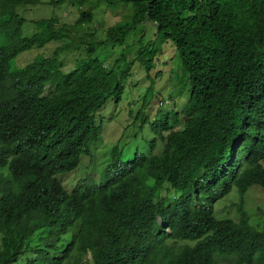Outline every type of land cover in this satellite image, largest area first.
I'll return each mask as SVG.
<instances>
[{
    "label": "trees",
    "instance_id": "16d2710c",
    "mask_svg": "<svg viewBox=\"0 0 264 264\" xmlns=\"http://www.w3.org/2000/svg\"><path fill=\"white\" fill-rule=\"evenodd\" d=\"M73 1L85 7L75 23L40 18L25 35L22 10L41 1L0 0V264L30 252L50 254L44 264H264V220L246 206L250 189L264 190V0ZM103 4L129 14L99 40L87 26ZM52 42L62 44L51 55L14 66ZM164 43L186 98L169 95L151 120L147 110L167 99L150 75ZM116 46V60L100 58ZM136 62L151 84L129 142L113 146L99 181L88 168L68 190L61 175L91 154L97 113L124 99ZM148 123L154 137L135 143Z\"/></svg>",
    "mask_w": 264,
    "mask_h": 264
},
{
    "label": "rangeland",
    "instance_id": "374dc122",
    "mask_svg": "<svg viewBox=\"0 0 264 264\" xmlns=\"http://www.w3.org/2000/svg\"><path fill=\"white\" fill-rule=\"evenodd\" d=\"M40 1L41 3L27 6V8L22 10L27 20L29 19L28 23L24 26L25 35L34 33L37 30L35 21L40 18L57 16L62 21L73 24L79 17L80 11L85 8L84 6L80 8L73 0H66L56 5L50 4L51 0ZM95 13V20L92 24L87 26V29L95 32L99 40L106 38L108 28L111 25L124 21L129 14L123 6L118 10H112L105 7L104 4L99 7ZM152 26L154 27V23L149 22L146 28V34L150 39L153 37L155 30ZM139 32L130 37V42H133L136 47L138 46L137 40L140 37ZM61 44L62 42H52L42 49L33 48L25 51L14 61V66H24L29 61H32L38 54L49 56L56 47ZM124 47L125 46H116L114 48L106 47L100 54V58L107 62L116 60ZM158 52L159 53L154 59L155 67L150 72V75L156 77L155 87L158 92L164 97H167V99L165 100V105H161L160 101H157L158 103L153 104L151 108L147 110L150 112L152 117L151 120L156 119L154 116L161 107L164 110L167 104L171 105L174 103L172 99L168 98L169 95L176 97L177 103L185 101L186 98L181 94L178 96L179 93L177 92V89L181 87L180 82L177 80L179 78L178 76L181 75V71L178 62L174 58V47H172L170 43H164L162 47L159 48ZM64 55L66 56L68 66H70L73 63V56L69 55L67 52L64 53ZM148 74L149 72L145 65L136 62L132 76L125 82L126 92L124 99L119 103H115L113 99L109 100L97 113V122L103 126V132L98 140H94L90 143L91 154L83 155L79 167L72 172L61 175L62 181L68 190L71 191L82 178L84 179L87 176L86 172H88V168L91 175L99 181L104 170L103 166L109 156L108 153L113 149V146L118 144L121 138H123L122 144L129 142V131L132 128H128L126 132L125 129L128 124L129 127L132 126L131 124L134 122L135 113L143 106L142 95L151 84ZM172 75H174L173 80L171 79ZM188 92L189 91H187V93ZM169 105L166 106V109H170ZM149 123L144 131H139L137 138L134 140L135 143H142L154 137L151 128H149ZM127 147L129 148V145ZM246 196V206L254 220L257 221L258 218L259 220H264V190L255 187L250 189ZM238 200L239 195L234 191L219 203L217 206L218 214L221 216L226 215L233 207L232 205ZM230 214L235 215V209H233ZM78 227L79 224L75 226L76 229ZM49 256L50 254L40 256L39 253L30 252L22 256L15 264H44L45 258ZM88 258H90V256H88ZM219 261V264H239L233 257H227L225 259L220 258Z\"/></svg>",
    "mask_w": 264,
    "mask_h": 264
}]
</instances>
